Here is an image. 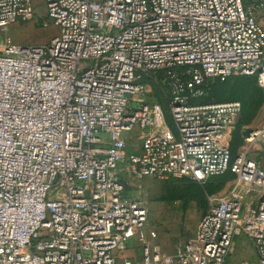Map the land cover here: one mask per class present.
Returning <instances> with one entry per match:
<instances>
[{
	"label": "built area",
	"instance_id": "1",
	"mask_svg": "<svg viewBox=\"0 0 264 264\" xmlns=\"http://www.w3.org/2000/svg\"><path fill=\"white\" fill-rule=\"evenodd\" d=\"M249 1L44 0L50 43H0V264H225L238 235L264 264V124L233 156L241 103L202 102L212 80L264 89V0ZM33 14V0H0V30ZM161 72L173 128L142 100ZM125 172L237 185L168 255Z\"/></svg>",
	"mask_w": 264,
	"mask_h": 264
},
{
	"label": "rangeland",
	"instance_id": "2",
	"mask_svg": "<svg viewBox=\"0 0 264 264\" xmlns=\"http://www.w3.org/2000/svg\"><path fill=\"white\" fill-rule=\"evenodd\" d=\"M245 1L247 5L250 4L249 0ZM33 6L32 17L18 20L6 30H0V43L45 45L56 37L58 30L47 15L44 0H33ZM257 16L264 23V10L257 13ZM161 78L159 74L144 77L147 93L142 100L150 105H160L164 109L169 126L173 128L169 109L171 89L163 85ZM256 81L252 77L233 76L224 83H216L213 88L215 101L238 100L243 105V110L236 117L231 129L230 143L234 156L249 145L247 138L250 133L264 124V89ZM120 179L125 185V196L147 206L146 230H154L158 234V242L164 245L169 253H174L192 238L212 201L227 195L237 185V179L232 174L210 178L203 183L189 178L159 180L152 177H135L127 172L121 173ZM243 193L245 204L250 205L249 197L254 194V190L244 188ZM129 251L126 255H133L132 252H135Z\"/></svg>",
	"mask_w": 264,
	"mask_h": 264
},
{
	"label": "crops",
	"instance_id": "3",
	"mask_svg": "<svg viewBox=\"0 0 264 264\" xmlns=\"http://www.w3.org/2000/svg\"><path fill=\"white\" fill-rule=\"evenodd\" d=\"M262 24L264 25V23ZM158 238H157V244L159 245V247L161 248L164 254L173 255L176 253V251L174 253H169L167 248H165L164 245L158 242ZM256 261H257V254L253 242L244 235L236 236L234 240L233 252L231 256L227 259L225 264H243L244 262H249L254 264L256 263Z\"/></svg>",
	"mask_w": 264,
	"mask_h": 264
},
{
	"label": "trees",
	"instance_id": "4",
	"mask_svg": "<svg viewBox=\"0 0 264 264\" xmlns=\"http://www.w3.org/2000/svg\"><path fill=\"white\" fill-rule=\"evenodd\" d=\"M187 68H183L182 70H179V73L181 74L183 71H185ZM159 75H161L162 77L165 76V72H161L159 73ZM243 77H246V76H243ZM254 78L255 80H257L255 77H252ZM185 80H188L189 78L188 77H184ZM227 81V80H226ZM224 81V82H226ZM220 80H212V81H209L207 83V85L204 87L205 89V92H206V96L203 98V103H225V102H217L215 101L214 97H213V88L214 86L216 85V83H224ZM257 82V81H256ZM234 101H237V102H240L238 100H233V101H226V102H234ZM241 103V102H240ZM242 105V103H241ZM242 110H243V105H242ZM231 146V145H230ZM232 152V151H231ZM234 156V155H233ZM228 175V174H227ZM226 176V175H225ZM224 177V176H222Z\"/></svg>",
	"mask_w": 264,
	"mask_h": 264
}]
</instances>
